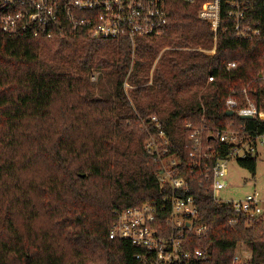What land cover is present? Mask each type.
I'll return each instance as SVG.
<instances>
[{
	"label": "trees",
	"instance_id": "obj_1",
	"mask_svg": "<svg viewBox=\"0 0 264 264\" xmlns=\"http://www.w3.org/2000/svg\"><path fill=\"white\" fill-rule=\"evenodd\" d=\"M205 1L168 0L163 33L135 45L85 29L9 36L0 24V264H143L138 248L109 231L119 211L163 196L142 123L151 115L185 163L193 149L187 123L264 134V119L230 116L226 105L231 96L264 110V0H247L245 21L262 31L252 39L238 37L223 0L216 44L199 17ZM257 159L238 164L255 176ZM191 186L197 221L211 230L191 238L207 259L189 264H233L239 244L251 264H264V213L231 224L229 205L200 179Z\"/></svg>",
	"mask_w": 264,
	"mask_h": 264
},
{
	"label": "built area",
	"instance_id": "obj_2",
	"mask_svg": "<svg viewBox=\"0 0 264 264\" xmlns=\"http://www.w3.org/2000/svg\"><path fill=\"white\" fill-rule=\"evenodd\" d=\"M168 0H0V24L4 34L16 37H42L76 34L85 29L94 38L120 40L126 38L135 45L140 37L160 36L168 23ZM193 3L196 0H182ZM227 18L241 39L262 34L259 24L245 21L247 0H225ZM223 0H207L199 17L207 21L214 33L215 44L222 27ZM213 54L212 50H204ZM158 60V59H157ZM235 67L229 63L228 69ZM154 70V68H153ZM95 79V76L92 77ZM214 78L209 77V81ZM247 102L249 99L246 97ZM229 112L239 116L264 119V110L252 104L241 106L234 97L226 101ZM149 138L146 147L159 163L158 181L163 196L149 200L136 208L119 211L109 237L130 242L140 250L136 259L143 264H189L207 259L200 249L193 248V237L206 236L211 227L197 221L199 211L192 194V182L200 179L212 191L214 199L234 210L230 223L240 216L263 214V200L255 191L240 200L222 201L218 193L227 189L231 161L258 156L264 148V134H254L245 126L231 124L216 133L204 125H185L190 131L193 149L189 161L171 151L170 140L161 119L151 115L143 120ZM152 127V129L149 128ZM216 140L219 148L209 143ZM221 147H228L225 153ZM251 252V251H250ZM247 250L237 249L233 264H251Z\"/></svg>",
	"mask_w": 264,
	"mask_h": 264
},
{
	"label": "rangeland",
	"instance_id": "obj_3",
	"mask_svg": "<svg viewBox=\"0 0 264 264\" xmlns=\"http://www.w3.org/2000/svg\"><path fill=\"white\" fill-rule=\"evenodd\" d=\"M201 47H198L199 49ZM167 49V48H165ZM175 49V47H172ZM177 49H179L177 47ZM101 70H95L96 78L99 76ZM126 89L129 90L130 84L125 83ZM228 185L227 189L218 193V198L222 201L240 200L249 194L257 191L260 194V198L263 200L264 209V148H262L258 154L257 170L255 176L248 169L242 167L237 161H231L229 166V175L226 178ZM264 213V210H263ZM237 249L247 250L249 255L251 252L245 244H239Z\"/></svg>",
	"mask_w": 264,
	"mask_h": 264
},
{
	"label": "water",
	"instance_id": "obj_4",
	"mask_svg": "<svg viewBox=\"0 0 264 264\" xmlns=\"http://www.w3.org/2000/svg\"><path fill=\"white\" fill-rule=\"evenodd\" d=\"M259 76H260L261 78H264V73H261ZM228 114H229L230 116L234 115L233 111H230ZM241 118H243V119H250L251 116H243V117H241Z\"/></svg>",
	"mask_w": 264,
	"mask_h": 264
}]
</instances>
